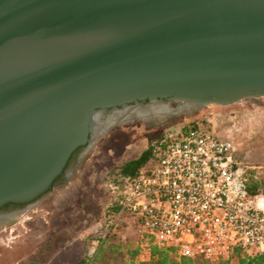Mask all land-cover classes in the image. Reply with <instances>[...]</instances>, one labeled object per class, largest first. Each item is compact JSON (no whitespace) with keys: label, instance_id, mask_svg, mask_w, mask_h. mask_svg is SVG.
<instances>
[{"label":"water","instance_id":"95a60500","mask_svg":"<svg viewBox=\"0 0 264 264\" xmlns=\"http://www.w3.org/2000/svg\"><path fill=\"white\" fill-rule=\"evenodd\" d=\"M260 98L264 0H0V209L50 192L121 117Z\"/></svg>","mask_w":264,"mask_h":264},{"label":"rangeland","instance_id":"374dc122","mask_svg":"<svg viewBox=\"0 0 264 264\" xmlns=\"http://www.w3.org/2000/svg\"><path fill=\"white\" fill-rule=\"evenodd\" d=\"M168 104L170 108L179 105ZM191 123L202 134L230 141L232 157L246 168L242 179L251 191L264 194V98L167 116L162 125L121 117L85 148L63 185H56L21 214H10L9 225L0 227V264H76L89 259L98 247L97 238L105 233L110 206L129 189L122 185L118 168L155 141L177 137ZM158 157L141 170L153 169ZM138 226L136 217L123 216L109 239L132 249L141 239L136 234ZM141 252L135 261H148L140 260Z\"/></svg>","mask_w":264,"mask_h":264},{"label":"built area","instance_id":"2783aa9c","mask_svg":"<svg viewBox=\"0 0 264 264\" xmlns=\"http://www.w3.org/2000/svg\"><path fill=\"white\" fill-rule=\"evenodd\" d=\"M231 150L230 141L195 127L163 139L154 168L123 179L129 189L117 197L105 232L123 216L136 217L141 261L150 258L149 245L212 263L264 253V194L251 191Z\"/></svg>","mask_w":264,"mask_h":264},{"label":"trees","instance_id":"16d2710c","mask_svg":"<svg viewBox=\"0 0 264 264\" xmlns=\"http://www.w3.org/2000/svg\"><path fill=\"white\" fill-rule=\"evenodd\" d=\"M195 124L188 125L182 128L181 132L186 131L188 127H194ZM163 139H168L165 136L153 143L151 147H148L141 155L133 160L124 163L118 168V172L121 177L132 179L134 178L143 167H145L150 161L155 158V154L158 151L159 145ZM116 200L110 206L111 211L108 212L109 217L116 210ZM107 219V220H108ZM106 233V232H105ZM101 235L97 238L96 244L98 245L96 252L89 259H82L76 264H264V253H258L254 255L240 256L235 263L231 262H216L212 263L202 259L186 260L179 259L176 255V250L173 247L157 248L149 245L150 258L146 262H136L138 251L145 243L143 239H137L136 246L132 249H127L126 245H122L120 242L109 239V234ZM134 244V243H132ZM28 264H39L36 261H31Z\"/></svg>","mask_w":264,"mask_h":264},{"label":"flooded vegetation","instance_id":"af4514ba","mask_svg":"<svg viewBox=\"0 0 264 264\" xmlns=\"http://www.w3.org/2000/svg\"><path fill=\"white\" fill-rule=\"evenodd\" d=\"M157 103H170L169 100H158ZM152 104L150 101L145 100V101H140L134 104H130L127 105V107L131 108V109H136L139 108V106L141 105H149ZM118 110H123V108H118ZM107 113L111 114V110H107ZM88 146V145H87ZM86 146V147H87ZM86 147H82V148H78L71 156V158L69 159V162L65 168V171L63 172V174L56 180L55 184L58 186L63 185L64 181L67 179L69 173L68 170L71 168V166L76 165L81 157V154L83 153V151L85 150ZM56 187V186H55ZM53 187V189L55 188ZM31 205V204H29ZM29 205H14V204H7L5 205L3 208L0 209V218L4 217L8 214H21ZM9 225V224H8ZM4 226V225H3Z\"/></svg>","mask_w":264,"mask_h":264},{"label":"bare ground","instance_id":"6f19581e","mask_svg":"<svg viewBox=\"0 0 264 264\" xmlns=\"http://www.w3.org/2000/svg\"><path fill=\"white\" fill-rule=\"evenodd\" d=\"M189 107L190 106L188 104L182 105V108H189ZM151 109H152V111L154 113H157V114H163V112L166 111L165 108H163L161 106H157V105H154ZM10 220H11V215L10 214H8V215H6L4 217H1L0 218V227L5 225V224H8ZM10 223H12V222H10Z\"/></svg>","mask_w":264,"mask_h":264},{"label":"crops","instance_id":"0c3cea01","mask_svg":"<svg viewBox=\"0 0 264 264\" xmlns=\"http://www.w3.org/2000/svg\"><path fill=\"white\" fill-rule=\"evenodd\" d=\"M237 160H238V159H237ZM238 163H239V162H238ZM250 169H252V170H257L256 167H251ZM147 260H149V258H148Z\"/></svg>","mask_w":264,"mask_h":264}]
</instances>
